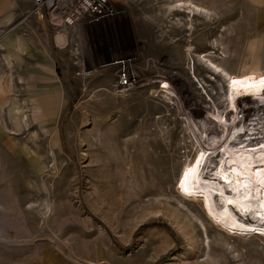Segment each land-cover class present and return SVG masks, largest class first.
<instances>
[{"label":"rangeland","instance_id":"1","mask_svg":"<svg viewBox=\"0 0 264 264\" xmlns=\"http://www.w3.org/2000/svg\"><path fill=\"white\" fill-rule=\"evenodd\" d=\"M178 1L110 0L116 16L79 27L85 66L64 35L52 80L40 19H22L32 1L0 26V264H264L263 228L235 205V220L252 231L226 228L200 192L216 161L234 155L247 118H264L262 89L234 92L204 59L233 74L264 70V0H193L208 10L194 17L168 10ZM47 31L54 42L58 30ZM16 38L31 54L5 47ZM121 58L133 59L139 83L118 95L113 69L99 66ZM84 68L97 71L86 77ZM55 97L53 121L37 116ZM229 133L236 145L226 154ZM152 142L156 159L146 155ZM213 142L216 154L206 150ZM198 156L200 191H176Z\"/></svg>","mask_w":264,"mask_h":264},{"label":"bare ground","instance_id":"2","mask_svg":"<svg viewBox=\"0 0 264 264\" xmlns=\"http://www.w3.org/2000/svg\"><path fill=\"white\" fill-rule=\"evenodd\" d=\"M184 8H186L188 10V13L191 14L192 17L200 16L202 13L208 12V10L206 8L201 7L200 5H197L196 3L193 2V0L178 1L173 6H169L168 10L170 9L174 12V11H176V9L180 10V9H184ZM54 39H55V42L58 46L64 45L66 42L65 41L66 39L60 33H56ZM188 52H189V54L191 53L190 49H188ZM198 57H202V60H203L207 56L203 55V56H198ZM204 60H206V63L208 64V66L216 74L220 75L224 81L226 80L227 83L231 84L233 91L237 90V89H242V91L247 90V92L250 91L249 93L252 94L253 90L254 91L259 90V88H260V89H262V92H264V77L261 76V75H264V70L256 71L254 74H252L250 76H248L249 74H247L246 72L241 70V71H238V73H234V74H236V75H234L228 68L225 69V68H223V66L221 67L220 65L216 64L211 59H204ZM220 80H221V78H220ZM223 80H221V81L223 82ZM245 95H247V94H245ZM233 98H234V96L231 94V100ZM242 98H243V96H242ZM234 100H236V99H234ZM245 100L251 101V99H249V98L244 99V101ZM258 105H259L258 109H261V111H260V112H262L261 115H263V117H264V104H262V102L260 101V104H258ZM247 110H250V112H252L253 114H256L257 117L260 118L259 110L255 109V108H252V111H251V108L246 109V111ZM195 116H197V117L201 116V111L200 110L196 111ZM247 121H249L252 126H249V123H245V125L248 124L249 127L246 130V132H243V137L242 136L240 137L238 145L236 146L237 148L235 147L236 150L234 148H232V146L234 147L236 145V143H234V142L231 143L232 136H234V134L229 133L228 135L224 136V138L221 142V145L223 147L225 144V149H224L225 153L227 154V152L229 151V150H227V148L230 150L234 149V150H232L234 155H231L230 159L227 158L225 160V162H223L222 164H218L217 161L214 164V161H215L214 159H216L218 157V155L216 157H212V159L214 161L212 160L213 162L211 164H214L215 165L214 167L219 165V168H217L218 170H215V171L213 170V172L215 174L214 176H216V177L209 179L207 176L208 179L203 180L204 186L200 187L201 183H199V182H201V181H199L195 175H196L197 170L200 169L199 165L202 162V160L200 158L202 156L201 155V156H198V158L194 162H191V160H190L189 163L186 164L185 168L182 170L183 174H182L181 181L179 178L181 177L182 172H180V174L178 175V178L176 180V184L178 183V187H176L175 190L176 191H183L185 193L190 194V193H198L200 191L198 189L201 188L202 190L200 192L202 194H205V196H206V199H202L201 203L208 205L211 208V210L213 211L214 216L216 217L218 222H220L226 228H228V229L230 228L231 230L238 232V233L242 232V231L248 232L249 230H251L250 228H245L244 226L241 225V223H239L235 220L237 213L235 211H233V209H232V207L234 208V205H235L236 210L238 208L239 211L244 213V215H240V214H237V215L242 216L243 219L244 218L247 219V223L251 227L261 226L263 228V233H264V118H262L261 120L247 118ZM243 130H245V129H243ZM240 135H242V133ZM227 139H229V141H227ZM148 141H150V140H148ZM152 143L146 147V152H147L146 155H147V157H150L151 159H156V155L158 154L157 150L159 148H157L156 143H153V144ZM213 144L214 145L212 147L206 149V150H208L207 152L210 154H213V153L216 154L217 149L215 147H217V148L219 147L218 142H213ZM231 144H232V146L230 147L229 145H231ZM220 156L221 155H219V157ZM143 160H144V157H143ZM219 160L220 159H218V161ZM166 169H165V171H166ZM165 171L163 170V173L161 174V176H163V177L166 176ZM224 180L226 182H224ZM160 182L162 184H165L168 182V179L166 177L164 179L160 178ZM197 183H199V185ZM224 183H226V185L231 188V189H229L230 192H232V193L236 192V193L235 194H231V193L226 194V192H224V188H223ZM196 187H200V188H196ZM227 192H228V189H227ZM215 193H218V197L220 196L219 198L217 197L218 199L213 198ZM218 200H220V202L223 204L222 207L218 206ZM198 201H200V199ZM160 203H162V202L160 201ZM160 203H159V205H160ZM230 203H231V205H230ZM165 204H167V203H165ZM215 205H216V207H215ZM178 210H176L175 212H177ZM233 213H234V216L232 217L231 215ZM10 227H12V226H10ZM4 231H5V229L0 230V240H2V237L5 236L3 234V233H5Z\"/></svg>","mask_w":264,"mask_h":264},{"label":"built area","instance_id":"3","mask_svg":"<svg viewBox=\"0 0 264 264\" xmlns=\"http://www.w3.org/2000/svg\"><path fill=\"white\" fill-rule=\"evenodd\" d=\"M117 15L110 0H32L30 10L22 18L38 17L43 24L58 30L57 33L68 36L67 43L74 64L85 66L83 58V47L79 37V27L83 24H94L104 19H110ZM21 25L19 22L15 27L7 30L2 37L10 34ZM24 32V31H23ZM134 62L130 58H121L99 69L112 68L114 71V88L118 95H123L128 89L139 83V75L133 69ZM96 69H81V75H94Z\"/></svg>","mask_w":264,"mask_h":264},{"label":"crops","instance_id":"4","mask_svg":"<svg viewBox=\"0 0 264 264\" xmlns=\"http://www.w3.org/2000/svg\"><path fill=\"white\" fill-rule=\"evenodd\" d=\"M32 0H0V26H5L7 24H9L15 17V12L17 9H20V8H24V7H27L30 2ZM38 22V25H40L41 27V30L40 31L43 35V39L44 41H40V44L43 43L45 45V53H46V57H45V61H46V73H47V76L50 80H52L53 78V74H52V70H51V65H52V61L56 58L60 59L61 60V56H60V52L58 51L59 46L56 44L55 40L54 42L51 41V39H49V42L47 41V38H45V36H48V31H47V28L49 27L47 24H43V22L41 20H37ZM48 26V27H47ZM38 41V42H39ZM32 43V42H31ZM6 46L5 47H9L11 50H15L17 48V51L19 53L20 50H22L24 52V54H31V49H29L28 47V43L27 40H24V39H21V38H16V39H13V40H10V41H6L4 43ZM49 45V46H48ZM56 47V48H55ZM64 47V45H63ZM58 48V49H57ZM20 49V50H19ZM57 49V50H55ZM56 53L58 54V57L56 55ZM10 55V53H9ZM15 55V54H14ZM56 55V56H55ZM42 58V56H39ZM51 64V65H50ZM50 101H52V106L53 108L52 109H48L47 110V114H43L42 111H38L37 112V116L41 113V115L43 116V118L45 119H48L50 121H53V118H54V115H55V110H54V105L56 107V105H58V102L56 101V97L55 98H50L49 99ZM55 102L57 104H55ZM50 129L51 127H46V129Z\"/></svg>","mask_w":264,"mask_h":264}]
</instances>
